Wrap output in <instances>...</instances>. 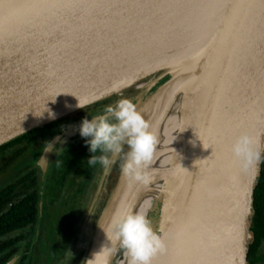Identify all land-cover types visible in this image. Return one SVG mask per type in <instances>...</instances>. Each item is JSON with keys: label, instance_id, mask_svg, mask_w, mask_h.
I'll return each instance as SVG.
<instances>
[{"label": "water", "instance_id": "water-1", "mask_svg": "<svg viewBox=\"0 0 264 264\" xmlns=\"http://www.w3.org/2000/svg\"><path fill=\"white\" fill-rule=\"evenodd\" d=\"M209 15L213 23L194 50L170 69L143 65L117 77L108 73L95 81L91 77L89 84L81 81L102 65L98 57L106 53L99 41L119 43L121 36L114 35L121 34L134 44H155L167 30L202 25ZM145 67L150 68L143 71L146 76L164 70L148 85L137 84ZM194 68L200 76L182 153L189 165L181 175L165 177L161 223L172 211H187L167 264H251L264 178V0H0V145L79 110L78 100L86 106L132 86L147 92L167 74L158 93ZM133 98L137 94L125 99ZM107 107L87 119L107 115ZM242 133L253 137V147L259 141L261 153L260 162L247 170L231 151ZM60 136L51 138L50 152L47 146L40 154L43 170ZM180 177L174 198L171 185ZM119 195L95 234L89 260L108 251Z\"/></svg>", "mask_w": 264, "mask_h": 264}, {"label": "flooded vegetation", "instance_id": "flooded-vegetation-1", "mask_svg": "<svg viewBox=\"0 0 264 264\" xmlns=\"http://www.w3.org/2000/svg\"><path fill=\"white\" fill-rule=\"evenodd\" d=\"M118 98L120 97L117 94H113L49 122L51 126H46L47 123L39 127L40 130L34 140L30 142V146H25L28 143L25 142L22 145L25 147L21 150L19 157L13 163L10 162L7 166L0 168V189L3 186L17 183L20 178L25 180L19 182V185L24 188L18 185L14 188L13 193H19V195L8 201L1 213L9 211L17 201L25 200V196L29 201V207L19 210L16 214L18 217L26 215L28 222L24 226L12 230H3L0 234V264H6L14 255H18L14 262V264H18L24 250H27L30 257H33L38 264H62L66 257L70 258L67 253L70 252L72 255L74 249H78L79 245L83 244V251L85 250V229H82V233L78 234L76 229L77 227L83 228V224L89 217L87 215L85 220L82 219L84 209H82L81 203L83 204L84 190L90 180L88 158L93 153L89 151V146L86 143V140L90 138L80 135L77 121L91 117L107 107L108 101H118L120 100ZM130 101L133 103L134 98ZM107 115L110 119V114ZM57 133L61 136L43 170V165L37 160L48 146L51 138ZM12 152L11 146L5 148L0 152L2 153L1 158L6 160ZM111 152L115 151L106 153ZM3 153L7 154L3 156ZM61 153L68 154L57 164L56 171L50 177V167ZM109 168V171L113 169L111 163ZM11 239H15L13 244ZM49 250H53L51 253L53 256L45 257ZM71 262L72 259L70 264L77 263V261ZM66 264L68 263L66 262Z\"/></svg>", "mask_w": 264, "mask_h": 264}, {"label": "bare ground", "instance_id": "bare-ground-1", "mask_svg": "<svg viewBox=\"0 0 264 264\" xmlns=\"http://www.w3.org/2000/svg\"><path fill=\"white\" fill-rule=\"evenodd\" d=\"M213 20V15H209L202 25L200 21L199 26L194 24L179 32L173 33V30H167L162 35L163 38L155 44L151 43L146 46H141L138 42L134 44L133 38L121 34L114 35L121 36L122 41L119 43L108 44L99 41L103 48L102 51L105 50L106 53L98 57L102 65L94 68L98 73L94 76L92 73H87L81 81L89 84L91 77L95 81L108 73L117 77L143 65L172 66L194 50L193 46L213 23ZM124 21L128 23L127 19ZM160 24L165 29L167 28L164 24ZM141 44L144 43L141 42ZM199 76V69L194 68L188 71L176 84L161 87L155 95L151 116L147 119L158 140L153 162L146 170L152 177V182L145 186L124 178L113 220L118 219L129 210L145 215L156 197V193L161 189L160 180L171 175H181L186 171L189 160L185 159L182 153L193 106V95ZM192 153L194 152L192 151ZM171 213L172 215L165 223L159 222L155 225L154 222H150L153 231L163 238L166 245V250L154 256L151 264H167L179 245L187 211L186 209H177ZM109 237L110 232L108 233L107 264H110L116 249V242ZM99 259L102 260L103 256H99ZM119 264H129V258L125 252L124 259Z\"/></svg>", "mask_w": 264, "mask_h": 264}, {"label": "clouds", "instance_id": "clouds-1", "mask_svg": "<svg viewBox=\"0 0 264 264\" xmlns=\"http://www.w3.org/2000/svg\"><path fill=\"white\" fill-rule=\"evenodd\" d=\"M85 103L78 100L76 106L82 109ZM106 113L110 114L112 119H109V115H101L91 121L84 119L80 125V135L90 138L86 140L89 151L121 152L126 144L129 151L121 165V174L130 181L149 185L152 177L146 170L152 164L158 147L157 136L151 130V125L128 99L118 100L114 106L107 107ZM253 143L252 136L242 133L231 146L232 154L243 170L261 160L259 141H256V147H253ZM52 147L48 144L49 152ZM97 162L102 165L109 163L103 155H91L88 158L89 165ZM109 238L118 242L125 250L129 264H151L154 256L166 250L163 238L153 231L146 216L132 210L113 221ZM67 254L71 256L70 252ZM107 255V252L96 253L93 259L87 260L85 264H107ZM99 256H103V259H97Z\"/></svg>", "mask_w": 264, "mask_h": 264}, {"label": "rangeland", "instance_id": "rangeland-1", "mask_svg": "<svg viewBox=\"0 0 264 264\" xmlns=\"http://www.w3.org/2000/svg\"><path fill=\"white\" fill-rule=\"evenodd\" d=\"M154 67V66H152ZM151 67V68H152ZM169 69L171 66H168ZM147 69H150L149 67L143 68L138 75L139 80L137 84H143L148 85V82L150 83L152 79H154L159 72L163 70L153 71L149 75L146 76V72H143ZM144 76V77H142ZM168 79V75L166 74L163 76L157 83L156 87H150V89L146 92V89L144 92H142V86H132L128 89L122 90L121 93L117 94L120 98L118 99H125L127 97L133 96L137 94V98H135V107L136 110L141 113V115L147 120L151 116L152 112V103L155 100V94H157V90L160 88V83H162L164 80ZM177 80L174 82L176 83ZM173 84V83H172ZM116 101V100H114ZM114 101L110 102L109 104L113 103ZM107 104V105H109ZM64 116V115H63ZM112 119V117L110 118ZM113 122H115L113 120ZM129 151L128 146L125 144L123 146V149L121 152H114V153H106L101 152L98 150L97 152L93 153L94 156H101L107 158L109 161L108 165H102L100 162H97L94 165H90L89 172H90V180L88 181L86 185L85 191V197H83V204L81 203V207L83 210L82 213V219L85 220L87 218V215H89L87 222L85 221V224H83L82 227H77L76 231L78 233H82V229H85V239H86V245L85 250L83 251L84 247L83 244L79 245L78 249H74L72 252V255L69 256L70 258L64 259L62 264H70V260L72 259V262H76L75 264H85L87 260H89V253H90V247L92 244V241L95 237L96 232L99 230L101 232L102 226L106 222V219L114 208L117 198L120 192L121 185L124 180V176L121 174V165L124 163L126 159V154ZM7 153H3V156H5ZM68 153H61L59 156L55 158V162L50 167V177L53 176L54 172L56 171V166L58 163H60L61 160L65 158V156ZM111 163V168L113 166V169L111 171L109 168V165ZM104 171V172H103ZM109 171V172H108ZM168 178H162L160 181L161 189L156 193V197L151 202L150 207L147 210V213L145 214L146 218L150 222H154L155 225L157 223H161L162 219V213H163V207L165 203V190L167 187V180ZM182 182V177L177 178L174 180L173 184L171 185L174 193V198L176 197V193L180 191V186ZM82 226V223L80 224ZM79 225V226H80ZM101 234H99V237ZM54 248V247H53ZM81 249V250H80ZM53 250L47 251L45 254V257L52 255ZM124 252L125 250L120 247L119 243L116 244L115 254L112 256L111 264H119L120 261L124 259ZM53 256V255H52ZM71 262V263H72ZM49 264V263H48ZM259 264H264V240L262 241L260 245V255H259Z\"/></svg>", "mask_w": 264, "mask_h": 264}, {"label": "trees", "instance_id": "trees-1", "mask_svg": "<svg viewBox=\"0 0 264 264\" xmlns=\"http://www.w3.org/2000/svg\"><path fill=\"white\" fill-rule=\"evenodd\" d=\"M80 122H82V119L77 121V125H79ZM49 125L51 126V123L48 122L46 126H49ZM39 130L40 129L38 127L32 128L22 133L21 135L1 144L0 152L10 146L12 147L13 152L9 154L6 160L1 158L2 153H0V168L2 169L3 167L10 164V162L13 163L21 154V150H23L25 146L27 147L30 146V142L34 140ZM25 142H28V143H26L25 146H22L25 144ZM20 181L24 182L25 180H23V178H20L18 179L17 183H12V184H9L8 186H3L0 189V225H1L0 234H2L3 230H6V231L12 230L13 228L24 226L28 222L26 221V218H27L26 215H23L21 217H18L16 215L19 212V210H23L29 207L28 206L29 201L26 196H25V200L21 199L17 201L10 208L9 211L1 213L6 203L10 201L11 199H13L14 196L19 195V193H13L14 188L17 185L21 188H24L19 185ZM255 211L258 217V222L255 226L253 242L251 245V256H252L251 264H259L260 245L262 241L264 240V178L261 184V188L259 189L257 193V204L255 206ZM11 242L13 244L15 242V239H11ZM26 246H28V244H26ZM7 255H9V253H7ZM18 264H38V262L33 257H30L29 252L27 250H24V253L21 255Z\"/></svg>", "mask_w": 264, "mask_h": 264}]
</instances>
